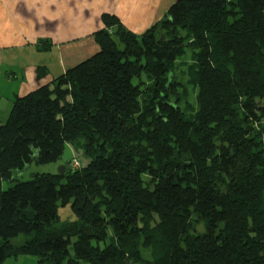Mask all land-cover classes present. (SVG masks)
Wrapping results in <instances>:
<instances>
[{"label":"trees","instance_id":"1","mask_svg":"<svg viewBox=\"0 0 264 264\" xmlns=\"http://www.w3.org/2000/svg\"><path fill=\"white\" fill-rule=\"evenodd\" d=\"M101 21L99 51L0 124V264H264V0H176L140 35ZM67 145L87 163L15 177Z\"/></svg>","mask_w":264,"mask_h":264},{"label":"crops","instance_id":"2","mask_svg":"<svg viewBox=\"0 0 264 264\" xmlns=\"http://www.w3.org/2000/svg\"><path fill=\"white\" fill-rule=\"evenodd\" d=\"M175 1L0 0V124L14 97L50 83L99 51L93 34L104 27L102 14L116 16L140 35ZM40 41H48L50 49L38 51Z\"/></svg>","mask_w":264,"mask_h":264},{"label":"rangeland","instance_id":"3","mask_svg":"<svg viewBox=\"0 0 264 264\" xmlns=\"http://www.w3.org/2000/svg\"><path fill=\"white\" fill-rule=\"evenodd\" d=\"M188 54L189 53H187L186 56L183 58L185 61H180V62L189 63L190 60L188 58ZM184 71H185V68H183V67L177 71V74H178L177 79L179 81H182V82L186 81L187 78L184 74L185 73ZM186 91L188 93L189 101L194 102V96L192 94V90H191V87L189 85H186ZM2 102H3L2 104H6V98H2ZM12 102H10L11 103L9 106L10 108L8 109L3 121H5L7 119V116L9 114L11 106H12ZM73 157H76V159L79 160L81 162V164L87 163V160L84 157L78 155L76 153V151H74L70 145H67L66 148L64 149L63 154L61 155V157L59 158L58 161H56L54 163L44 164V165H38V164H35L34 162H32L30 165L25 167V169L23 171H21L20 173H17L15 175V177L19 181H28V180H31L33 175H35V174H42V173L56 174V173H58L59 168L67 166L68 162ZM11 185L12 184L3 183L2 188L4 190H6ZM57 216H58V220H59L58 225L62 224L64 222H70V221L75 220V216H74L69 204L64 205V206H59L58 210H57ZM26 238L27 237L25 235H19L18 237L14 238L12 240V244L16 245V246L20 245L24 242V240ZM149 252L150 251H143V256L145 258H147V257L149 258V256H148ZM36 262H37L36 257L24 255V256H19L17 258L9 257V258L5 259L2 262V264H37ZM80 264H87V263L82 262Z\"/></svg>","mask_w":264,"mask_h":264},{"label":"built area","instance_id":"4","mask_svg":"<svg viewBox=\"0 0 264 264\" xmlns=\"http://www.w3.org/2000/svg\"><path fill=\"white\" fill-rule=\"evenodd\" d=\"M78 167H79V162L77 160L73 159L71 164H70V168L76 169Z\"/></svg>","mask_w":264,"mask_h":264},{"label":"water","instance_id":"5","mask_svg":"<svg viewBox=\"0 0 264 264\" xmlns=\"http://www.w3.org/2000/svg\"><path fill=\"white\" fill-rule=\"evenodd\" d=\"M63 171H64V167H61V168H59L58 173L63 174Z\"/></svg>","mask_w":264,"mask_h":264}]
</instances>
